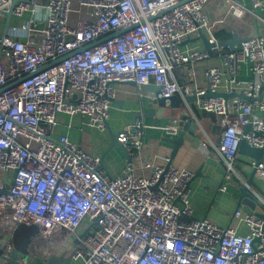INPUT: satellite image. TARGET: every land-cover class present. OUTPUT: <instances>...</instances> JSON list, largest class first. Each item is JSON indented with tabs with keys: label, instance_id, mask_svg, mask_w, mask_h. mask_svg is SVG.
<instances>
[{
	"label": "built area",
	"instance_id": "obj_1",
	"mask_svg": "<svg viewBox=\"0 0 264 264\" xmlns=\"http://www.w3.org/2000/svg\"><path fill=\"white\" fill-rule=\"evenodd\" d=\"M208 1L78 0L90 17L72 25L71 14L81 11L73 0H0L6 20L9 11L11 18L31 12L22 26L0 34V169L14 171V186L1 202L13 207L15 223H36L46 237L75 235L71 253L80 264H264V219L258 214L236 210L247 234L192 217L193 171L146 163L150 176H138L128 164L113 178L100 167V157L66 134L53 136L59 112L81 113L106 130L120 82H154L157 97L174 103L178 93L186 98L216 92L227 73L228 92L241 88V96L198 102L216 114L222 131L215 151L235 172L242 140L264 146V117L258 113L264 110V37L250 36L235 51H225L226 70L207 69V88L180 84L177 66L210 56L207 49L182 48L184 40L212 25ZM223 1L236 18L248 10L238 0ZM210 41L223 48L215 36ZM246 60L255 80L238 77ZM177 128L172 122L166 130ZM144 132L139 119L118 140L139 152ZM253 166L264 179V161ZM81 225L88 231L79 234Z\"/></svg>",
	"mask_w": 264,
	"mask_h": 264
},
{
	"label": "crops",
	"instance_id": "obj_2",
	"mask_svg": "<svg viewBox=\"0 0 264 264\" xmlns=\"http://www.w3.org/2000/svg\"><path fill=\"white\" fill-rule=\"evenodd\" d=\"M248 10L241 17L236 18L227 12V6L223 0H209L205 11L211 19V26L204 27L203 31L210 38L215 36L218 41L233 37L236 31L239 37L261 35L264 37V0L254 6V0H238ZM73 8L80 9L70 16V23L75 25L80 18H89L88 9L81 7L78 0H73ZM31 16L26 12L22 16H12L8 26L20 27ZM222 19V21H218ZM7 20L0 17L2 26H6ZM196 34L195 36H197ZM22 37V36H21ZM194 37V36H193ZM211 42V41H210ZM184 50L206 49L202 39L187 41L182 44ZM231 50L229 46L222 49L212 47L210 56L198 62H190L179 65L174 70L177 81L182 85H198L208 87L205 75L207 69L218 66L226 70L223 60L225 51ZM238 77L242 80H255L256 75L251 69L249 61L239 64ZM149 84H156L151 82ZM229 77L225 73L217 89V92L233 95L228 91ZM116 97L112 102L107 129L101 130L90 124V118L81 113L69 114L59 112L57 124L53 133L54 137L66 134L82 149L95 157H100L101 168L111 177L120 175L128 164L132 165L134 174L138 176H150V164H169L178 168L188 169L194 172L189 188V200L192 207V217L196 219H208L220 226H231L239 234H247L248 225L235 216L237 209H244L247 198L242 199L243 206H239L242 198V187L247 184L254 173L253 162L255 159L238 151L234 161L235 172H229L225 162L216 153V146L220 142L222 127L213 112L202 109L199 99L193 106L180 93L177 94L174 103L156 101L152 88H142L136 83L120 82L117 84ZM241 88L236 89L235 94H241ZM264 117V110L258 111ZM190 116L195 121V128H186L185 119ZM143 120L145 124L144 144L140 151L128 148L129 156L123 146L113 142V134H117L125 128L132 126L134 121ZM178 125L175 133H170L166 127L170 123ZM183 133L182 141L175 150V139ZM264 161V154H263ZM14 171L0 169V188L14 186ZM226 186L224 189L223 187ZM249 189L255 193L264 203V179L255 174ZM0 195L1 225L6 231L4 237L11 240L15 223L11 215L14 211L11 205H4ZM257 211H261L259 207ZM85 229L81 225L79 234ZM75 235L65 237L60 232L54 237L39 235L30 244L29 254L20 253L22 264H44L52 256L68 257L78 243ZM53 264H61L55 262ZM67 264H80L79 260L72 258Z\"/></svg>",
	"mask_w": 264,
	"mask_h": 264
},
{
	"label": "water",
	"instance_id": "obj_3",
	"mask_svg": "<svg viewBox=\"0 0 264 264\" xmlns=\"http://www.w3.org/2000/svg\"><path fill=\"white\" fill-rule=\"evenodd\" d=\"M7 15H8V18H7L5 28L8 27L9 20L11 18V11H9L7 13ZM249 37L250 36L239 37L237 32L234 31L232 38L219 40L218 45L229 46L231 50L235 51L238 48V45L241 42H243L244 40L248 39ZM197 39L203 40L205 48L207 50H210L212 47L215 46L214 43L209 41V38L204 33L203 29H200L198 31L197 36L190 37V38L184 40L183 43L187 42V41L197 40ZM63 58H65V57H61L57 61H60ZM131 83H135V82H131ZM140 87L152 88L153 96H154L155 100L156 101L160 100L157 97V91L159 89L158 84H141ZM0 90H2V89H0ZM232 95L241 96L240 94H235V93ZM209 96H222L225 98L229 97L228 94H222V93L216 91V92H207L205 95H201V96H197L196 94L188 95L186 97V100L190 103L191 106H193V103L195 101H197L198 99H201L204 97H209ZM160 101L163 102L162 100H160ZM182 118H184V116H182ZM184 119H185V123H186V128H189V126L192 128L193 127L195 128L196 123L194 120H192V118L190 116H186ZM135 122H136V120L134 121V123ZM251 128H252L251 125H248L246 127V130H251ZM118 135H119V133L113 134V142L114 143L117 142L118 144H121L123 146V148L125 149V151L127 152L128 157H130L127 146H125L124 144L119 142ZM182 137H183V133H181L179 135V137L173 141L175 143V150H174L175 152L177 150L178 145L182 141ZM239 151L244 152V153L252 156L255 159V161H257V162L263 161L264 146L263 147H255V146L249 144L246 140H242L240 143V146H239ZM169 165H171V163H169L168 166ZM254 174H255V172L250 176L249 180L247 181V184L244 185L241 189L242 190V198L239 202V206H241V207L243 206L242 199L244 197H246L247 198V200H246L247 206H245L244 209L247 212H254L264 219V203L259 199V197L255 193H253L249 189V185H251V183H252ZM8 191H9V188L7 186H4V187L0 188V195H4ZM257 207H259L261 209V211H257L256 210ZM1 215H2V212L0 211V219H1ZM1 224L2 223L0 221V264H22V261H21L22 259L19 258V254L20 253L25 254V255L29 254L30 244L41 233L40 226L36 223L28 224L26 222H19L17 227L14 229L11 240H10V239H7L4 237L6 230L4 228H2ZM87 231H88V229H85L84 232H87ZM8 244H11L12 248L9 252H6V247ZM72 258H73L72 253H70V255L68 257H65L64 255L52 256L46 262H44V264H53L55 262H59L61 264H67L69 262V260H71Z\"/></svg>",
	"mask_w": 264,
	"mask_h": 264
},
{
	"label": "rangeland",
	"instance_id": "obj_4",
	"mask_svg": "<svg viewBox=\"0 0 264 264\" xmlns=\"http://www.w3.org/2000/svg\"><path fill=\"white\" fill-rule=\"evenodd\" d=\"M1 24L2 23H0V34L3 33V31H4L5 27H6V26H2L3 24L2 25ZM9 27H11V26H9Z\"/></svg>",
	"mask_w": 264,
	"mask_h": 264
}]
</instances>
